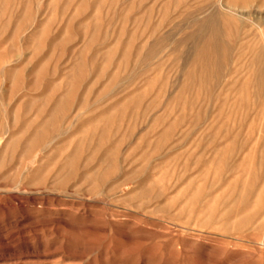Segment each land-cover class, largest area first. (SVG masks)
Segmentation results:
<instances>
[{
    "label": "rangeland",
    "instance_id": "obj_1",
    "mask_svg": "<svg viewBox=\"0 0 264 264\" xmlns=\"http://www.w3.org/2000/svg\"><path fill=\"white\" fill-rule=\"evenodd\" d=\"M264 0H0V264H264Z\"/></svg>",
    "mask_w": 264,
    "mask_h": 264
},
{
    "label": "bare ground",
    "instance_id": "obj_2",
    "mask_svg": "<svg viewBox=\"0 0 264 264\" xmlns=\"http://www.w3.org/2000/svg\"><path fill=\"white\" fill-rule=\"evenodd\" d=\"M261 59L264 65V54L261 55ZM262 72H264V70H262ZM256 82L258 84V87L264 88V77L263 76H259Z\"/></svg>",
    "mask_w": 264,
    "mask_h": 264
}]
</instances>
